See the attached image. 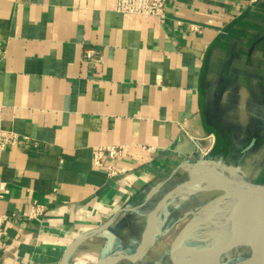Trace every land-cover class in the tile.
Wrapping results in <instances>:
<instances>
[{
	"label": "crops",
	"instance_id": "obj_1",
	"mask_svg": "<svg viewBox=\"0 0 264 264\" xmlns=\"http://www.w3.org/2000/svg\"><path fill=\"white\" fill-rule=\"evenodd\" d=\"M116 3L0 0L2 126L25 136L0 152V211L46 207L6 221L0 264H68L127 215L153 231L201 157L264 184V0H167L164 20ZM107 145L125 147L114 175L93 163Z\"/></svg>",
	"mask_w": 264,
	"mask_h": 264
},
{
	"label": "bare ground",
	"instance_id": "obj_2",
	"mask_svg": "<svg viewBox=\"0 0 264 264\" xmlns=\"http://www.w3.org/2000/svg\"><path fill=\"white\" fill-rule=\"evenodd\" d=\"M205 168L210 172L207 169L209 173H200L201 177L192 182L189 189L221 186L227 193L208 202L196 212L185 229L187 241L178 243L173 248L175 264H246L250 261L254 248L264 243V228L258 241L250 243L248 240L257 223L264 219V191L256 193L240 215L239 211L253 184L234 181L219 165ZM218 205H222L221 208L217 209ZM152 217L154 222V216ZM239 247H243V251H249L250 255L228 254V259L224 258L230 249ZM97 261L96 254L83 252L76 256L74 264H96ZM106 262L108 261L102 264Z\"/></svg>",
	"mask_w": 264,
	"mask_h": 264
},
{
	"label": "rangeland",
	"instance_id": "obj_3",
	"mask_svg": "<svg viewBox=\"0 0 264 264\" xmlns=\"http://www.w3.org/2000/svg\"><path fill=\"white\" fill-rule=\"evenodd\" d=\"M214 165L213 162H205L201 164L199 170L200 173H207L205 166ZM229 174V177L238 183H250L246 181L243 177L236 174H231L232 172L224 168ZM250 171L261 172L264 168H254L248 167ZM209 170V169H208ZM199 172V171H198ZM210 172V170H209ZM208 172V173H209ZM199 173V174H200ZM262 174H260L261 177ZM200 175H198L197 178ZM197 178L192 181H189L188 184L191 185ZM246 178V177H245ZM190 187V186H189ZM188 186H182L177 189L176 195L173 196L166 204L163 209V213L168 212L172 209V213L169 219H166L163 224L162 220L164 214L159 215V224L157 228L153 229V217L149 215L146 216L145 223L141 224L140 227H137L138 222L136 220V215H127L125 221L116 227H110L107 230L99 233L97 236L86 240L80 244H77L69 253L68 264H74L76 261V256L83 253L89 252L94 253L98 256V261L96 264H102L106 260H103L106 255H109L113 250H118L121 248L122 252L131 253L136 252L134 257L136 261H122V263L114 262L112 263L113 256L107 259L108 262L104 264H172L171 259V250L175 245L181 242H186V226L193 220L196 216V212L204 207L208 202L216 200L217 198L225 195L227 190L221 186L212 187L213 189H205L192 192L193 189H189ZM183 188V189H182ZM210 188V187H209ZM175 204H178L175 207ZM181 204V205H180ZM172 206V207H171ZM222 205L216 206L217 209L221 208ZM215 209V208H214ZM151 218V226L148 227L149 221ZM167 218V217H166ZM179 218L176 224L172 225L173 220ZM170 223V224H169ZM144 225V226H143ZM144 227V228H143ZM152 231V232H151ZM152 233V236L149 237ZM147 236V237H146ZM149 237V238H148ZM106 239L109 240V244L105 250L104 243ZM127 240V242L125 241ZM148 240V241H147ZM126 242V243H125ZM124 249V250H123ZM143 250V252H141ZM249 251H243V247L230 249L227 255L224 257L228 259L230 255H242L249 256ZM229 254V256H228Z\"/></svg>",
	"mask_w": 264,
	"mask_h": 264
},
{
	"label": "built area",
	"instance_id": "obj_4",
	"mask_svg": "<svg viewBox=\"0 0 264 264\" xmlns=\"http://www.w3.org/2000/svg\"><path fill=\"white\" fill-rule=\"evenodd\" d=\"M257 2L258 0H251ZM167 0H117L116 10L122 14H141L156 16L161 20L166 17ZM85 57L89 60H100L101 55L97 49L89 48L85 52ZM4 106L0 104V152L5 150L11 145H14L21 140L22 136L15 130L6 129L2 126ZM198 144V143H197ZM201 156L208 154L207 150H204L200 144L197 145ZM125 147L107 145L98 146L94 149L93 163L99 168H104L108 174L114 175L118 171L123 169L117 168L112 164V160L123 155ZM205 157H201L203 159ZM10 193V187L7 182L0 181V201L3 200ZM46 211V207L43 203L34 202L28 211L20 212H1L0 211V240L5 236L6 230L4 225L10 218L18 216L19 214L27 216L29 218H36L43 215Z\"/></svg>",
	"mask_w": 264,
	"mask_h": 264
},
{
	"label": "water",
	"instance_id": "obj_5",
	"mask_svg": "<svg viewBox=\"0 0 264 264\" xmlns=\"http://www.w3.org/2000/svg\"><path fill=\"white\" fill-rule=\"evenodd\" d=\"M200 162H201V164L202 163H204V162H211L208 158H203V159H200ZM201 166V165H200ZM199 172L195 175V177L192 179V180H194L195 178H197L198 177V175H200L199 173H200V170H198ZM251 184H253V187H252V189L250 190V192H249V194H248V196L246 197V199L244 200V203H243V205H242V208H241V210L239 211V214L241 213H243L246 209H247V207L249 206V204H250V201H251V198L256 194V193H258V192H260V191H264V184L262 183H252L251 182ZM184 186H190L188 183L186 184V185H184ZM210 189H213V188H210ZM200 190H203V189H193L192 190V192H197V191H200ZM240 214V215H241ZM263 228H264V219H261L258 223H257V225H256V227H254V233L253 234H251V235H249V237H248V240H249V242L250 243H254V242H256V241H258L259 240V238L261 237V235H262V233H263ZM90 236V234H88V235H85V236H82V237H80V238H78L77 240H75L70 246H69V248H68V250H67V255H69V253L71 252V250L76 246V244L78 243V242H80L82 239H84V238H87V237H89ZM141 252H143V250L141 251ZM127 258H130V259H133V258H135V257H133V256H126ZM171 258H172V264H175V262H176V259H175V255H174V253H173V248H172V250H171ZM246 264H264V243L261 245V246H258V247H256V248H254V251H253V253H252V255H251V259H250V261H248V263H246Z\"/></svg>",
	"mask_w": 264,
	"mask_h": 264
},
{
	"label": "flooded vegetation",
	"instance_id": "obj_6",
	"mask_svg": "<svg viewBox=\"0 0 264 264\" xmlns=\"http://www.w3.org/2000/svg\"><path fill=\"white\" fill-rule=\"evenodd\" d=\"M172 259V258H171Z\"/></svg>",
	"mask_w": 264,
	"mask_h": 264
}]
</instances>
